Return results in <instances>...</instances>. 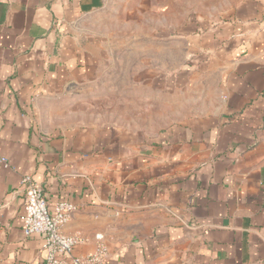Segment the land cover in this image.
<instances>
[{
    "label": "crops",
    "instance_id": "1",
    "mask_svg": "<svg viewBox=\"0 0 264 264\" xmlns=\"http://www.w3.org/2000/svg\"><path fill=\"white\" fill-rule=\"evenodd\" d=\"M109 1L0 0V264L44 257L21 229L27 175L50 208L78 207L63 229L76 256L102 243L104 264H264V0L178 27L203 65L202 115L155 135L42 123L94 73L80 21Z\"/></svg>",
    "mask_w": 264,
    "mask_h": 264
},
{
    "label": "rangeland",
    "instance_id": "2",
    "mask_svg": "<svg viewBox=\"0 0 264 264\" xmlns=\"http://www.w3.org/2000/svg\"><path fill=\"white\" fill-rule=\"evenodd\" d=\"M224 4L110 0L98 15L80 21L94 73L86 83L68 87L51 103H43L41 122L155 135L183 118L202 115L203 107H209L207 93H197L193 80L200 78L203 65L193 61L195 55L183 43L178 27L191 26L201 15H214ZM181 5L183 10L177 9Z\"/></svg>",
    "mask_w": 264,
    "mask_h": 264
},
{
    "label": "built area",
    "instance_id": "3",
    "mask_svg": "<svg viewBox=\"0 0 264 264\" xmlns=\"http://www.w3.org/2000/svg\"><path fill=\"white\" fill-rule=\"evenodd\" d=\"M24 185L21 229L25 236L41 238L44 254L39 264H104L108 250L102 243L89 256H76L74 247L82 243L78 237L65 234L63 229L78 210L76 205L58 201L50 208L44 198L42 187L30 176L22 178ZM101 241V237L96 236Z\"/></svg>",
    "mask_w": 264,
    "mask_h": 264
}]
</instances>
